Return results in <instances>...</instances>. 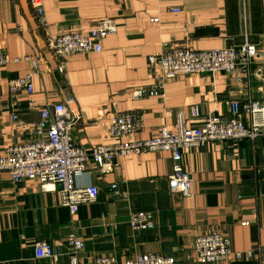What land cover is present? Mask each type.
I'll list each match as a JSON object with an SVG mask.
<instances>
[{
  "label": "crops",
  "instance_id": "1",
  "mask_svg": "<svg viewBox=\"0 0 264 264\" xmlns=\"http://www.w3.org/2000/svg\"><path fill=\"white\" fill-rule=\"evenodd\" d=\"M251 6V0H42L39 18L29 0H0V50L9 60L0 68V157L11 146L35 140L44 106L69 98L68 109L82 118L73 138L86 151L113 143L108 131L118 114L141 116L143 126L131 138L148 140L162 127L173 130L178 112L197 126L210 115L230 116L233 102L264 103L260 61L251 64L249 75L178 76L158 96L133 98L135 90H148L154 83L149 57L169 47L207 51L240 45L247 35L264 58V0L255 27ZM176 8L179 13L172 11ZM105 19L114 20L118 29L102 42L100 53L58 60L46 47L48 37L86 33ZM32 57L42 60L33 76L34 92L11 93L9 82L28 74L25 59ZM194 106L200 113L197 120L191 119ZM118 163L109 174L89 163L76 177L79 187H97L98 198L81 205L75 215L62 204L59 192L43 191L33 180L14 184L0 172V264H69L66 239L72 233L84 243V263L107 255L125 264L156 254L174 257L177 264H201L187 254L197 236L212 232L228 237L232 252L240 254L213 264H264V138L186 149L184 169L193 180L190 197L169 191L173 161L168 152ZM136 212L151 213L154 228L132 230L129 220ZM244 222L248 225L242 226ZM41 241L54 247L56 262L36 258Z\"/></svg>",
  "mask_w": 264,
  "mask_h": 264
},
{
  "label": "built area",
  "instance_id": "2",
  "mask_svg": "<svg viewBox=\"0 0 264 264\" xmlns=\"http://www.w3.org/2000/svg\"><path fill=\"white\" fill-rule=\"evenodd\" d=\"M29 4L37 17L41 18L42 0H29ZM172 11L179 13L180 9ZM117 29L114 20L105 19L86 33L67 32L48 37L46 47L58 60L73 54L100 53L103 49L102 42L116 34ZM25 61L30 64V71L25 77L9 82L11 93L22 90L30 94L34 92L32 80L40 72L42 60L32 57ZM254 61H260L264 65V58L259 56L247 35L244 36L242 44H232L220 49L195 51L186 47H169L149 57V72L154 83L148 90H135L133 98L137 100L147 95L158 96L164 91L166 84L178 76L237 72L249 75ZM8 63L6 55L0 50V68ZM70 102L69 98L66 103L44 106L40 110V121L34 129L35 140L9 147L0 157V172L7 173L14 184L33 180L43 191L59 192L62 204L72 215L78 212L81 205L93 203L98 198L97 187H79L76 184V177L85 173L89 163H93L99 173L109 174L118 169L119 159L150 152H168L173 161L172 174L168 178L169 191L190 197L193 180L184 169L183 156L186 149L212 142H253L264 138V103L248 101L241 105L236 101L231 105L230 116L210 115L197 126L190 125V120L183 112H178L173 130L162 127L157 137L148 140L131 138L143 126L141 116L135 113L118 114L112 118L108 131L113 143L86 151L73 138V130L82 118L80 114L68 109L67 104ZM191 113V119L200 118L197 106L192 108ZM12 119L14 122L19 121L17 116ZM112 190L117 191L116 184L112 185ZM241 225L246 226L248 222ZM129 226L135 231L151 230L154 228L153 216L149 212H136L132 214ZM66 242L71 248L69 264H118L115 257L107 255L84 263L80 257L84 248L83 241L72 233L67 236ZM35 255L37 259H50L54 262L59 258L54 247L45 241L36 244ZM187 256L201 264H213L231 256L239 258L240 254L232 252L228 237L212 232L197 236ZM125 264H177V261L174 257L144 254L128 260Z\"/></svg>",
  "mask_w": 264,
  "mask_h": 264
},
{
  "label": "trees",
  "instance_id": "3",
  "mask_svg": "<svg viewBox=\"0 0 264 264\" xmlns=\"http://www.w3.org/2000/svg\"><path fill=\"white\" fill-rule=\"evenodd\" d=\"M251 1H252L251 11H252V17H253V24L255 27L259 25V23L261 22L260 0H251Z\"/></svg>",
  "mask_w": 264,
  "mask_h": 264
}]
</instances>
